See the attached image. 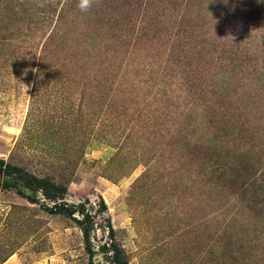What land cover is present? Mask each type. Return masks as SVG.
I'll return each instance as SVG.
<instances>
[{"label":"rangeland","instance_id":"374dc122","mask_svg":"<svg viewBox=\"0 0 264 264\" xmlns=\"http://www.w3.org/2000/svg\"><path fill=\"white\" fill-rule=\"evenodd\" d=\"M77 2L0 0V264H264V0Z\"/></svg>","mask_w":264,"mask_h":264},{"label":"trees","instance_id":"16d2710c","mask_svg":"<svg viewBox=\"0 0 264 264\" xmlns=\"http://www.w3.org/2000/svg\"><path fill=\"white\" fill-rule=\"evenodd\" d=\"M20 174L21 170L10 166V165H6V166H2L0 165V175H4V176H12L14 174ZM259 180V182H264V179H254V182H257ZM31 184H33L35 187L39 188V189H44L46 187L45 185V181L41 180V179H35L32 178L31 180H29ZM261 191H264V186H259ZM21 193V191H20ZM101 207H104V204L101 202L100 204ZM105 210V209H104ZM53 212L57 213V214H61V215H65L66 217H68L69 219H71L79 228L81 234H82V238L84 243H89L90 240V232L93 231V227H94V215H92L90 213V211H86V203L84 202H80L78 204H72V205H67V204H61V205H54L53 206ZM98 213L102 212L99 210L96 211ZM233 246L230 248L229 250V254H234V255H244L241 254V251L244 250L242 245L238 246V249H235L234 251H232ZM248 257V256H247ZM246 260H248V258H246Z\"/></svg>","mask_w":264,"mask_h":264},{"label":"clouds","instance_id":"9594fccd","mask_svg":"<svg viewBox=\"0 0 264 264\" xmlns=\"http://www.w3.org/2000/svg\"><path fill=\"white\" fill-rule=\"evenodd\" d=\"M100 0H78L77 8L81 13H87L94 5H99Z\"/></svg>","mask_w":264,"mask_h":264}]
</instances>
